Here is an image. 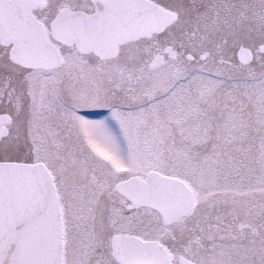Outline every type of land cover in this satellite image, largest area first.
<instances>
[{"label": "snow or ice", "instance_id": "6c2138e0", "mask_svg": "<svg viewBox=\"0 0 264 264\" xmlns=\"http://www.w3.org/2000/svg\"><path fill=\"white\" fill-rule=\"evenodd\" d=\"M0 264H264V0H0Z\"/></svg>", "mask_w": 264, "mask_h": 264}]
</instances>
